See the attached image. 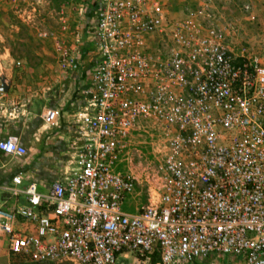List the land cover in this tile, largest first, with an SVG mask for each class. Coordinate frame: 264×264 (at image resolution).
Returning <instances> with one entry per match:
<instances>
[{
	"label": "built area",
	"instance_id": "obj_1",
	"mask_svg": "<svg viewBox=\"0 0 264 264\" xmlns=\"http://www.w3.org/2000/svg\"><path fill=\"white\" fill-rule=\"evenodd\" d=\"M176 4L93 0V67L86 105L72 117L74 168L47 192L35 182L22 188V173L4 188L26 200L0 207V233L9 236L14 257L42 264H124L120 257L129 255L136 264H264V32L254 47L239 45V27L223 22L213 0ZM241 11L258 21L252 2ZM85 12L86 5L78 7ZM61 31H69L65 21ZM77 35L72 48L51 33L64 72L81 68ZM6 61L0 48V88L2 81L8 86ZM62 118L57 108L44 113L51 126ZM137 135L156 139L158 185L155 201L131 210ZM27 152L12 137L0 139L4 155Z\"/></svg>",
	"mask_w": 264,
	"mask_h": 264
},
{
	"label": "rangeland",
	"instance_id": "obj_2",
	"mask_svg": "<svg viewBox=\"0 0 264 264\" xmlns=\"http://www.w3.org/2000/svg\"><path fill=\"white\" fill-rule=\"evenodd\" d=\"M68 1L24 0L18 5L6 3L0 6V48L7 56L8 71H13L15 77L19 78L24 73L36 76L38 72L31 68L27 69V67L37 65L44 51L53 50L55 41L51 33L62 26V17L66 15V10L61 6L67 4ZM197 1L177 0L174 7L177 10L184 6L193 8L197 5ZM247 1L252 2L256 8L257 22H250L241 11L242 4ZM213 2L224 16L225 21L223 22H233L239 27L240 33L237 39L239 45L254 47L259 34L264 32V0H213ZM42 33H48V36L44 37ZM85 43L84 46L87 45ZM92 58V55L89 56L86 52L87 65L83 63L82 69L80 68L77 73L85 86L93 67ZM18 62L21 65L18 66ZM60 72L63 71L60 70ZM55 73L58 74V72ZM56 90L57 88H51L46 81H39V85L34 87V92L28 95L30 100L23 95L5 98L4 105L1 107L3 110L0 111L5 121L13 119L18 122L14 128V136L21 138L19 143L24 144L28 152L24 157L16 159L27 165L26 178L41 183L46 179L49 180L50 178H46L49 175H53L52 179L57 181L65 178L74 168V165L70 163L72 150L67 141L68 138L65 137L69 130L72 133V119L69 124L67 120H61L59 126L48 125L44 120L45 107H49L47 100L52 98ZM10 135L3 137L13 138V134ZM131 153L134 155L132 168L139 177L136 193L129 203L131 210H135L156 200L155 190L158 185L157 169L160 154L156 139L149 135H137ZM129 257L130 260L121 258L120 262L129 264L125 261H131L130 264H136L134 257L132 255ZM9 258L11 264H42L14 257L11 254ZM51 264L74 263L62 261Z\"/></svg>",
	"mask_w": 264,
	"mask_h": 264
},
{
	"label": "crops",
	"instance_id": "obj_3",
	"mask_svg": "<svg viewBox=\"0 0 264 264\" xmlns=\"http://www.w3.org/2000/svg\"><path fill=\"white\" fill-rule=\"evenodd\" d=\"M83 4L86 5V12L83 16H81L78 13V7ZM61 7H64L66 10V15L62 17V20L68 24L69 31L62 33L61 27L60 29L54 31L58 33L60 38L66 43L67 46L72 48H75L78 45L77 34L81 36V46L83 52L80 61L82 67L83 63L87 65V60L85 59L86 52H88L89 56L92 55L91 49L93 44L90 42V31L93 30L96 25V15L93 0H69L67 4H63ZM84 43L87 45L84 46ZM6 64H9L8 60L6 61ZM30 68L31 70L38 72L35 74L36 76H33V74L32 76H29L25 73H22L23 76L17 78L14 76L13 71H8L7 65L5 81L8 83L9 90L6 93L4 92V95L2 96L0 111L3 110H1V107L4 105L3 101L5 98H15V96L17 97L20 95L26 96L28 98L29 93L34 92V87L39 85V81H46V83L49 84L51 88H57V90L56 93L52 95V98L47 100L49 107H45V111L49 108H57L62 110V120H67V123L69 124L74 113H76L78 110H81L86 105L84 102L85 100L83 91L88 86V83L85 86V83L81 81V77H79L77 74L80 70L60 72L62 69L58 63V54L56 52L55 42L53 50L44 51L42 57L39 59L38 64L35 66L29 65V67H27V69ZM55 72H58V74ZM4 119L5 118L1 117L0 115V139L9 138L3 136H11L10 134H13V138L19 142L21 138H16L14 136V128L18 122L13 119H8L7 121ZM65 137L68 138L67 141L70 145L72 139V133L70 130L65 134ZM26 166V164L18 159L0 153V207L13 208L17 206V204L19 205L26 203V200L23 196L19 197V199L16 201L12 199L4 189L5 187L12 184V178L19 173L23 174L22 188L27 187V185L31 182H35L37 183L40 192H47L49 188L57 181L52 179L53 175H49V177L47 176L46 178L50 179H46L45 182L42 183L36 180L27 179ZM9 254V236L4 233H0V264H11ZM123 257L124 256H121L120 259H125ZM125 262H128L129 264L131 263V261Z\"/></svg>",
	"mask_w": 264,
	"mask_h": 264
},
{
	"label": "water",
	"instance_id": "obj_4",
	"mask_svg": "<svg viewBox=\"0 0 264 264\" xmlns=\"http://www.w3.org/2000/svg\"><path fill=\"white\" fill-rule=\"evenodd\" d=\"M0 90L2 92H5V93L8 92V90H9V87L7 85H5L4 81H2V86H1Z\"/></svg>",
	"mask_w": 264,
	"mask_h": 264
}]
</instances>
